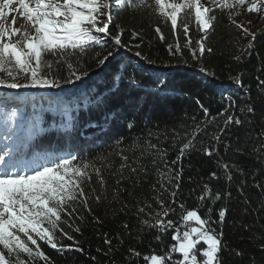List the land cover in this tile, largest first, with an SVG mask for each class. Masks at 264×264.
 I'll use <instances>...</instances> for the list:
<instances>
[{"label": "trees", "instance_id": "1", "mask_svg": "<svg viewBox=\"0 0 264 264\" xmlns=\"http://www.w3.org/2000/svg\"><path fill=\"white\" fill-rule=\"evenodd\" d=\"M149 3L114 10L110 36L102 37L103 44L70 57L83 76L80 81L67 83L64 68L53 74L59 88L0 89V100L7 101L0 104V155L6 147L18 150L20 170H30L37 158L54 162L75 155L92 162L105 181L102 188L93 173L86 189L91 211L77 205L73 216L62 217L67 222L60 227L74 237L61 238L64 250L38 241L41 250L50 264H148L143 257L166 256L177 244L174 230L161 232L149 225L172 221L183 231V211L199 209L200 216L223 233L221 264H264V18L240 10L230 19L219 9L213 11L216 19L205 41L211 52L194 59L183 48L185 37L179 28L182 54H169L168 45L176 41ZM20 20L28 28L26 20ZM236 25L252 35L245 37ZM133 32L138 33L135 39ZM118 35L121 46L112 39ZM189 35L195 50L202 34L190 24ZM250 42L251 49L245 51ZM106 57L101 66L99 61ZM12 95L38 107L27 112L18 105L9 107ZM13 109L15 126L8 123ZM228 117L233 123H226ZM189 140L194 147L178 160ZM206 150L213 155H206ZM125 163L130 167L122 169ZM177 173L179 181L169 183V175ZM205 185L221 199L200 202ZM92 189L101 197L99 202ZM225 208V220L217 224ZM165 210L166 216H157ZM171 254L168 264L181 259Z\"/></svg>", "mask_w": 264, "mask_h": 264}, {"label": "snow or ice", "instance_id": "2", "mask_svg": "<svg viewBox=\"0 0 264 264\" xmlns=\"http://www.w3.org/2000/svg\"><path fill=\"white\" fill-rule=\"evenodd\" d=\"M143 6L145 0H0V89L59 88L61 84L53 78V74L64 68L69 73L67 83L80 81L83 76L77 74L70 57L103 44L102 37L110 36L114 10ZM147 7L172 32L176 43L174 46L168 45L169 54H182L177 34L179 28L185 37L183 48H187L194 59L202 57L206 51L211 52L205 41L216 19L211 15L213 11L219 9L230 19L233 15H240V10L249 14L259 13L264 18V0H151ZM233 9H236L235 13ZM9 16H13L11 26H8ZM19 19H25L28 28L21 30L16 27ZM190 24H194L196 31L202 34V38L196 42L195 50L189 35ZM236 27L242 29L245 37L252 35L243 25ZM154 31L163 42L165 37L160 27ZM132 36L135 39L138 33L133 32ZM112 39L115 45L121 46L119 35ZM252 40H255L254 36ZM251 47L250 42L245 51ZM108 59L106 57L99 61L100 65L103 66ZM236 59L239 60V57ZM25 80L27 82H21ZM6 102V99L0 100V104ZM16 116L17 111L13 109L8 118L12 126H15ZM214 119L211 118L209 122ZM226 123H233L232 118L228 117ZM235 123L240 124L241 121L237 119ZM214 139L219 141L220 137ZM192 147L194 145L189 140L180 149L177 159H182ZM205 154L212 156L213 152L206 150ZM19 157V151L11 147H6L0 155V264H38L41 260L44 264H50L49 257L41 250L38 241L51 249L64 250L60 247L61 238L71 241L74 237L60 227L67 222L62 217L73 216L77 212V205L91 211L88 208L90 196L86 189L93 180V173L102 188L105 181L100 169L92 162L81 161L75 155L54 162L37 158L30 165V170H20L17 163ZM122 159L126 162L128 157L123 156ZM124 167L130 166L125 163L121 165L122 169ZM224 168L227 170L228 165H224ZM131 171L135 173L137 169L131 168ZM212 177L216 178V174L213 173ZM179 178V173L169 175L168 182L171 183L173 179L179 181ZM175 188L178 191L179 183ZM91 191L99 202L101 197L95 195V189ZM176 194V191L170 194L173 197L172 203H176ZM209 198L220 200L221 196H213L211 189L205 185L204 193L198 199L203 203ZM179 207L184 210L183 204ZM140 212H144V208ZM167 214L165 210L157 213V216ZM226 214L227 209H221L216 223L222 224ZM181 220L183 231L176 228L172 221L158 220L155 225H149L159 228L161 232L174 230L172 239L178 243L173 245L166 256L151 255L143 259L148 264H168L173 259L171 253H179L181 259L176 260L175 264H221L219 253L223 247V233L212 227L209 218L201 217L199 209L184 210ZM68 226L72 227L70 224ZM75 231L79 232L80 229L77 227ZM57 232L61 236H57ZM105 243L110 245L111 240L106 239Z\"/></svg>", "mask_w": 264, "mask_h": 264}, {"label": "rangeland", "instance_id": "3", "mask_svg": "<svg viewBox=\"0 0 264 264\" xmlns=\"http://www.w3.org/2000/svg\"><path fill=\"white\" fill-rule=\"evenodd\" d=\"M7 19H8V26H11L13 16H9ZM16 27L20 28L21 30H24V29L27 28L26 23L24 21H22V20H20V21L17 22ZM58 98L59 97L53 98L52 100L53 101H56V99H58ZM7 104H8L9 107L12 106V105L13 106L18 105V107L21 108V110L25 109L26 112L29 111V110H31L33 107H38V105H36L34 102H32L31 103V106H29V103L26 102V100L20 98L18 95H12L10 97V99L8 100V103Z\"/></svg>", "mask_w": 264, "mask_h": 264}, {"label": "built area", "instance_id": "4", "mask_svg": "<svg viewBox=\"0 0 264 264\" xmlns=\"http://www.w3.org/2000/svg\"><path fill=\"white\" fill-rule=\"evenodd\" d=\"M178 243V242H177Z\"/></svg>", "mask_w": 264, "mask_h": 264}]
</instances>
